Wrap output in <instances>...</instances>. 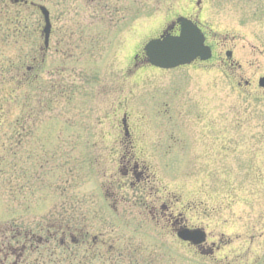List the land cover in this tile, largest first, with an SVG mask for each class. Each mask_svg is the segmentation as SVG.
Returning <instances> with one entry per match:
<instances>
[{
  "label": "rangeland",
  "instance_id": "1",
  "mask_svg": "<svg viewBox=\"0 0 264 264\" xmlns=\"http://www.w3.org/2000/svg\"><path fill=\"white\" fill-rule=\"evenodd\" d=\"M179 18L212 59L149 66ZM263 77L264 0H0L4 264H264ZM180 217L222 251L180 243Z\"/></svg>",
  "mask_w": 264,
  "mask_h": 264
},
{
  "label": "water",
  "instance_id": "2",
  "mask_svg": "<svg viewBox=\"0 0 264 264\" xmlns=\"http://www.w3.org/2000/svg\"><path fill=\"white\" fill-rule=\"evenodd\" d=\"M39 10L45 21L43 32L45 46L48 47L52 29L50 13L43 6H40ZM178 23L181 25L179 36H163L145 46L146 62L149 65L161 70H173L188 66L196 60L205 62L212 58V51L205 46V38L199 28L185 18L178 19ZM227 57H231V53H227ZM259 85L264 88V79L260 80ZM179 237L195 245L205 240V234L201 231H183L179 233Z\"/></svg>",
  "mask_w": 264,
  "mask_h": 264
},
{
  "label": "flooded vegetation",
  "instance_id": "3",
  "mask_svg": "<svg viewBox=\"0 0 264 264\" xmlns=\"http://www.w3.org/2000/svg\"><path fill=\"white\" fill-rule=\"evenodd\" d=\"M195 25H197L200 30L204 33V31L202 30V28L200 27V25L196 22L193 21L192 19H190ZM180 25L177 24L176 22L172 23L166 31L163 32L166 33L167 35H178L180 33ZM53 30L51 32V36H52ZM205 34V33H204ZM42 36H43V30H42ZM50 36V38H51ZM43 38V37H42ZM206 38V35H205ZM207 41V38H206ZM50 46V45H49ZM49 51V47L46 48H41L40 49V55L46 56V52ZM213 51V50H212ZM43 61V59H42ZM38 62V61H35ZM42 63V62H41ZM234 67V66H233ZM154 218H158V215L155 213L154 214ZM173 233L175 234V236L179 239L180 243H182L184 246L189 247L190 249H193L195 251V253L201 257L204 258H210V257H215V255L219 254L222 251V248L225 246L224 244V239L223 237L219 238V242L218 243H211V245H208V239H210V237L208 236V233L206 232L205 228H200V227H190L187 225L186 221L183 220L182 217H180L179 221L175 224H173ZM183 231H190V232H194V231H201L202 233L205 234V240L204 242H202L201 244L195 245L191 242H186L180 239L179 237V233L183 232ZM68 232H72L71 228H67V229H63L62 226L58 228V230L56 231V234L60 235L62 238H66ZM55 233V232H54ZM1 239V238H0ZM7 239L4 238L3 242H2V249L0 250V256L3 257V261L1 260V262L4 264L5 261L8 259L9 253L10 251L7 250V248L9 249V241H6ZM62 241L60 242V245L57 246L58 248H63L62 246H64V244H62ZM64 243V242H63ZM222 245V248H221ZM3 250V251H2ZM59 259V258H58Z\"/></svg>",
  "mask_w": 264,
  "mask_h": 264
},
{
  "label": "trees",
  "instance_id": "4",
  "mask_svg": "<svg viewBox=\"0 0 264 264\" xmlns=\"http://www.w3.org/2000/svg\"><path fill=\"white\" fill-rule=\"evenodd\" d=\"M12 26H14V28H15L13 31H16V30L19 29V26H20V25H19L18 23H12ZM11 29H13V27H12ZM20 32H22V30H21ZM32 49H33V48H32ZM36 51L38 52V50L33 49L32 52L35 53ZM31 58H32V59H31V61H30L29 64H28V65H29V69L36 70L37 68H36V66H35V61H38V59H37V57H36V54H35V56H33V57H31ZM23 63H24V62H23ZM13 68H14V67H13ZM23 69H24V65L21 66V68L18 66V67H17V70H18L17 74H18V75H21ZM24 74H25V75H24L25 78H26V76L30 75V74L26 75L25 72H24ZM31 75H32V74H31ZM13 76H14V75H12V77H13ZM24 76H23V77H24ZM35 79H36V78H35ZM35 79H34V80H35ZM13 80H16V79L13 78L12 81H13ZM18 82H19V79H17V80L15 81L16 84H17ZM34 82H35V81H34ZM21 83H22V81L19 82V84H21ZM60 248H61V247H60ZM53 251H54V250H53Z\"/></svg>",
  "mask_w": 264,
  "mask_h": 264
}]
</instances>
